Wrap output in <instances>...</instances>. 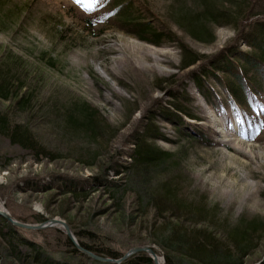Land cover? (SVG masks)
<instances>
[{
    "label": "rangeland",
    "instance_id": "374dc122",
    "mask_svg": "<svg viewBox=\"0 0 264 264\" xmlns=\"http://www.w3.org/2000/svg\"><path fill=\"white\" fill-rule=\"evenodd\" d=\"M199 1H119L123 6L131 3V16L138 17L141 25L170 31L204 56L192 70L179 71L181 57L173 42L153 46L128 35L119 28L121 13L114 9L113 0H0V74L9 70L13 82L21 85L19 95L30 99L26 110H12V101H0V111L11 113L17 124L27 125L41 145L60 157L36 163L29 153L0 137V166L11 161L5 170L0 167V209L25 224H33L37 215L44 222L63 221L79 234L92 232L121 257L133 247H150V233L167 224L209 230L221 241L228 231L246 228L253 236L244 264H264V107L263 112L251 111L246 120L243 108L232 99L234 94L230 96L217 80L205 77L198 88L189 80L188 74L191 77L202 67L208 69L209 63L221 62L223 50L238 33L229 27L206 26L202 31L206 41L212 39L208 44L184 34L179 29L180 16L196 15ZM203 1L230 7L227 1ZM252 39L258 40V34ZM233 48L242 54L233 62L239 76L250 64L247 55L252 48L241 42ZM43 55L51 57L55 66H48ZM183 75L178 93L172 85L159 86L162 80L175 76V81ZM229 80V90L234 89L236 80L231 76ZM169 93L175 96L171 99ZM259 99L264 104V90ZM81 102L97 109L103 124L114 131L113 138L107 134L97 140L73 138L66 131L63 112ZM175 104L195 118L181 120L172 109L163 111ZM148 124L154 129L150 145L167 153L168 160L163 173H150L144 185L171 184L175 200L196 205V210L203 208L206 216L200 222L179 219L181 223L169 215L173 221L155 218L151 209L140 213L133 203V190L144 192L138 184L140 171L127 170L133 148L128 140ZM224 140L229 145H223ZM82 155L97 157L94 169L81 164ZM113 164L120 168L119 175L110 172ZM105 165L107 169L100 171ZM104 173L109 175L105 182L129 188L119 204L110 202L102 187L94 184ZM70 187L87 193L88 198L80 203L68 201L69 194L63 191ZM141 198L145 201V195ZM19 234L36 240L55 257L66 249L60 227L33 234L20 230ZM157 256L164 264L163 257ZM0 264H21L12 262L2 239Z\"/></svg>",
    "mask_w": 264,
    "mask_h": 264
},
{
    "label": "trees",
    "instance_id": "16d2710c",
    "mask_svg": "<svg viewBox=\"0 0 264 264\" xmlns=\"http://www.w3.org/2000/svg\"><path fill=\"white\" fill-rule=\"evenodd\" d=\"M119 1L113 0L112 3L114 9L121 13V18L118 19L119 28L123 31L126 30L125 32L135 39L153 46H160L167 41L173 42L181 57L179 71L189 70L203 60V55H199L193 51L180 39H176L175 34H170V31L160 30L158 29L159 27L155 28L151 25H141L142 21L138 17L135 15L131 16L133 13L131 3L123 6ZM221 1H227L230 7L228 9L223 7L218 8L214 4H210V1L200 0L199 10L196 11L195 16L188 13L180 16L179 25H181V28L179 29H182L184 34L191 36L198 43L208 44L212 42V39L205 40L202 30L206 26H224L231 28L233 31H238L237 38L233 40L231 46L223 50L224 54L221 53V62H211L212 64L209 63L206 66L208 69L204 70L202 67L197 74H191V77L190 74L187 76L197 88L205 77L209 78L208 76L217 80L220 85H224L230 96L232 93L234 94H232V99H234L241 109L243 108L244 117L248 120L251 111L255 110L256 112L259 110L263 112L264 107V104L259 101L264 90V0H241L238 3L232 0H220L219 2ZM255 33L258 34V40L252 39ZM237 42L245 43L252 48L251 53L247 55L250 64L246 65L244 69L242 68L243 72L239 76H236L234 72L237 67H234L236 62L238 59H241L239 56L241 53L236 52V49L233 48ZM42 60L50 67L55 66V61L51 57L43 55ZM234 61L236 62L233 63ZM251 72L255 74L254 77L248 76ZM228 76H231L237 82L234 89L229 90L231 82ZM183 77L184 75L174 81L177 77L172 76L169 79L160 81L159 86L172 85L171 89L173 88L174 92L178 93L183 87ZM13 80V75L10 74L9 70L4 74H0V101H12L14 104L12 110L18 108L26 110L30 103L29 96L19 95L21 85L13 82ZM232 83L234 86V81ZM169 95L171 99L175 96L172 93H169ZM185 95L187 96V94ZM185 102L183 98L182 104ZM189 102L191 101L189 100ZM67 109L63 112L64 127L73 138L84 137L90 140H97L99 137H103L104 134H107L110 138L114 137V131L110 130L108 125L103 124L97 109L86 102H81L79 107L74 103L71 108ZM167 109H172L176 114L175 116H177L176 118L181 120L184 116H188L191 119L195 118L191 115H186V111L176 104L175 107L173 105L163 108V111L167 113ZM133 113L134 110L128 114L127 122ZM143 129L142 131H135L128 140V143L132 144L133 148L128 154L130 164L127 170L132 168L135 171H140L138 176L142 181L138 184L143 190L142 192H144V194H141L140 189L138 192L136 190L132 192L134 193L133 203L137 205L138 212L141 211L140 213L145 214L148 209H151L154 212L155 218L162 217L167 221L183 219L185 221H195L194 223L200 222L206 216V212L202 210L203 208L199 207L200 209L196 210L195 208H198L196 205L184 204L175 200L176 197L174 191H171V184H158L153 188L146 187L147 183L144 185L150 173L158 171L163 173V170L167 168L166 162L168 156L167 153L150 145L149 137L153 136L154 132L152 124H148ZM193 134H196V132H193ZM0 137L7 140L12 146H17L26 153H29L31 159L36 163L42 160L54 162L60 159V157H57L56 154L51 153L39 143L27 125L22 126L13 121L11 113L9 114L7 111H0ZM83 156L87 157H84V160H82ZM96 159L97 157L94 155L93 157L82 155L79 160L83 161L81 164L85 167L94 169V160ZM10 164L11 161L8 160L5 165H1L0 167L2 170H5ZM102 169L106 170L107 166L100 167V171ZM109 170L115 175L120 174L118 173L120 170L118 165L113 164ZM122 173L124 172L122 171ZM108 176L107 173H104L101 181L99 180L100 182L93 180L94 184L96 183L95 186L99 184V187H102L104 193L106 192L105 194L109 196L110 202L119 204L124 196L127 195L129 188L127 184L119 187L105 182L106 180L109 181ZM65 190L63 194H69L68 201H72L73 203H80L88 198L87 193H77V187H70V189ZM141 195H145V201H143ZM167 215L172 219L169 220L166 217ZM13 217L18 221H23L14 215ZM60 217H63V215H60ZM183 220H179V222L182 223ZM42 222H44L43 217L37 215L33 217V224H40ZM20 230L22 229L11 226L0 217V239L6 243V247L11 253L12 262L21 264H103L90 260L80 254L67 237H65L63 243L66 248L65 251L57 253L56 257L49 255L45 251V248L36 240L21 237L19 234ZM71 231L74 233V238L76 237L75 239L80 246L95 255L110 259H119L121 257L117 251L104 245V241H101L94 233L87 232L86 230L80 234L73 232V230ZM42 232L44 230L30 231L31 234ZM252 236L251 230L243 228L238 229V231H228L225 240L221 241L209 230H190L182 227V225L167 224L155 233H150L149 245L157 255L160 254L163 257L164 264H244V260L251 252ZM154 246L156 248H153ZM122 264H153V262L145 253H138L125 260Z\"/></svg>",
    "mask_w": 264,
    "mask_h": 264
},
{
    "label": "water",
    "instance_id": "95a60500",
    "mask_svg": "<svg viewBox=\"0 0 264 264\" xmlns=\"http://www.w3.org/2000/svg\"><path fill=\"white\" fill-rule=\"evenodd\" d=\"M0 205L2 203L0 202ZM0 217L3 218L5 221H7L11 226L26 230V231H41V230H46L50 228H62L63 233L65 236L68 238V240L72 243L74 248L82 255L87 257L90 260H93L98 263H103V264H122L125 260L129 259L133 255H136L138 253H145L153 262V264H158L157 262V254L154 252V250L148 246H142V247H133L130 249L126 254H124L122 257L119 259H110V258H104L101 256H97L94 253L84 249L82 246L78 244L76 239L74 238V235L72 234V231L70 230L69 226L65 224L63 221L60 220H49L44 223L40 224H25L20 221H17L12 217L10 213H8L2 206L0 210Z\"/></svg>",
    "mask_w": 264,
    "mask_h": 264
},
{
    "label": "bare ground",
    "instance_id": "6f19581e",
    "mask_svg": "<svg viewBox=\"0 0 264 264\" xmlns=\"http://www.w3.org/2000/svg\"><path fill=\"white\" fill-rule=\"evenodd\" d=\"M228 142H229V140H224L222 143H223V145L227 146V145H229ZM157 262H158V264H162V261H161L160 257H158V256H157Z\"/></svg>",
    "mask_w": 264,
    "mask_h": 264
}]
</instances>
